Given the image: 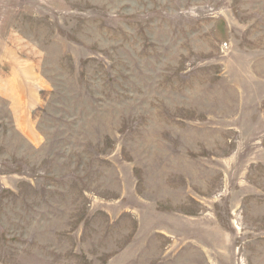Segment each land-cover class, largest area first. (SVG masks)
Instances as JSON below:
<instances>
[{"label": "rangeland", "instance_id": "rangeland-1", "mask_svg": "<svg viewBox=\"0 0 264 264\" xmlns=\"http://www.w3.org/2000/svg\"><path fill=\"white\" fill-rule=\"evenodd\" d=\"M0 264H264V0H0Z\"/></svg>", "mask_w": 264, "mask_h": 264}]
</instances>
